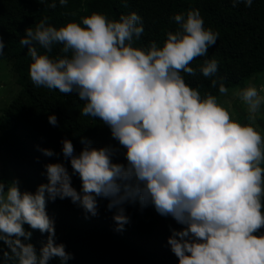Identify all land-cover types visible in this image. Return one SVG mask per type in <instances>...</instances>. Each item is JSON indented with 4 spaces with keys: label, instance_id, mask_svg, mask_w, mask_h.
Masks as SVG:
<instances>
[{
    "label": "clouds",
    "instance_id": "9594fccd",
    "mask_svg": "<svg viewBox=\"0 0 264 264\" xmlns=\"http://www.w3.org/2000/svg\"><path fill=\"white\" fill-rule=\"evenodd\" d=\"M55 9L57 0H39ZM68 0H58L60 6ZM232 6L253 0H231ZM178 25L162 45L149 40L137 47L144 31L136 12L109 20L93 12L78 22L55 27L42 18L27 27L19 43L30 57L33 85L83 101L81 116L105 124L116 145L93 147L81 138L77 153L62 138L63 162L43 165L46 182L22 190L18 179H0V264H68L73 255L57 243L49 202L68 198L96 216L98 198L107 200L115 230L130 223L125 205L152 206L181 227H170L167 244L178 264H264V136L230 116L212 94L200 95L181 73L207 56L218 32L204 27L197 9L175 13ZM58 50L54 53V49ZM5 41L0 38V55ZM214 77L216 59L199 66ZM212 86L217 80L212 79ZM219 92L228 89L219 84ZM264 84L242 88L239 99L252 115L264 106ZM48 123L58 126L55 114ZM44 156L58 155L48 148ZM122 155L124 162L115 158ZM78 176L80 188L72 185ZM25 225L28 228H25ZM33 230L46 235L40 247L30 242Z\"/></svg>",
    "mask_w": 264,
    "mask_h": 264
},
{
    "label": "trees",
    "instance_id": "16d2710c",
    "mask_svg": "<svg viewBox=\"0 0 264 264\" xmlns=\"http://www.w3.org/2000/svg\"><path fill=\"white\" fill-rule=\"evenodd\" d=\"M191 9H197L204 27L219 36L207 49V56L191 61L189 66L197 70L195 76L181 73L189 86L196 88L202 97L212 94L218 98L220 83L231 89L264 72V0H253L251 7L241 3L235 8L231 0H68L64 6L57 0L55 9L45 7L39 0H0V38L5 41L0 59L9 61L20 87L17 96L0 113V179L9 181L5 172L10 167L21 189L34 191L37 185L46 182L42 175L44 164L63 162L71 172L69 162L61 154L62 138L70 139L77 153L83 147L81 138L91 141L93 147L117 143L105 124L80 115L84 102L75 93L63 94L33 85L27 47L19 43L27 27L34 28L44 17L49 24L59 27L78 22L93 12L109 20L136 12L144 31L135 45L145 46L149 40L162 45L165 34L178 28L173 14ZM212 58L218 62L217 73L205 78L199 66ZM212 79L217 80L216 86H212ZM49 114H55L58 126L48 123ZM42 148L58 155L46 157L39 150ZM115 160L124 162L122 155ZM72 185L79 190L78 176L72 177ZM106 205L107 200L98 198L97 215L87 218L68 198L46 205L48 215L55 221L57 243H63L73 255L68 264H178L167 244L170 227L177 230L181 227L173 219L159 215L152 206L140 210L138 204L125 205L130 223L123 231H116L113 213ZM259 231L264 233V228ZM46 235L33 230L30 242L38 249Z\"/></svg>",
    "mask_w": 264,
    "mask_h": 264
},
{
    "label": "rangeland",
    "instance_id": "374dc122",
    "mask_svg": "<svg viewBox=\"0 0 264 264\" xmlns=\"http://www.w3.org/2000/svg\"><path fill=\"white\" fill-rule=\"evenodd\" d=\"M250 84L260 86L264 84V72L261 75H256L251 79H248L242 83L241 86L228 89L225 94H221L217 100L223 107H225L230 116L240 121L241 123H250L262 136H264V106L260 111L250 119V114L247 111V106L239 99L237 95L242 88L247 87ZM19 85L15 82L14 74L11 71V65L6 59H0V113L3 107H6L18 94ZM264 95V92L261 93ZM5 175L12 180L15 177L13 170L10 167H6ZM2 173L0 165V174ZM17 179V178H16ZM172 219L171 217H169Z\"/></svg>",
    "mask_w": 264,
    "mask_h": 264
}]
</instances>
